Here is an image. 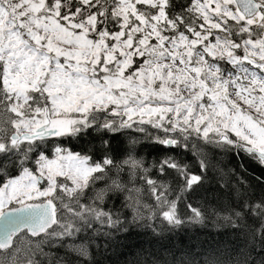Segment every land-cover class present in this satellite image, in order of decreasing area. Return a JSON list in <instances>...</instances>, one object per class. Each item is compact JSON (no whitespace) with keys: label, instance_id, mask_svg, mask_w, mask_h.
I'll return each instance as SVG.
<instances>
[{"label":"snow or ice","instance_id":"6c2138e0","mask_svg":"<svg viewBox=\"0 0 264 264\" xmlns=\"http://www.w3.org/2000/svg\"><path fill=\"white\" fill-rule=\"evenodd\" d=\"M225 152L264 169V0H0V264L186 224L221 240L151 264H264V191Z\"/></svg>","mask_w":264,"mask_h":264},{"label":"trees","instance_id":"16d2710c","mask_svg":"<svg viewBox=\"0 0 264 264\" xmlns=\"http://www.w3.org/2000/svg\"><path fill=\"white\" fill-rule=\"evenodd\" d=\"M70 146L75 147V142H72ZM116 146L117 144L114 142V147ZM214 163L218 170H222L225 179L235 180L242 175L253 185L258 194L264 191V186L259 185L257 181V177L264 175V169H261L256 163L245 159L244 167L241 168L238 166V159L227 152L218 154ZM218 179V176H213L210 172L208 182L199 190L198 194L203 196L209 186H214ZM191 199L193 203L197 202L195 196ZM180 211L182 213L185 211L184 202L180 204ZM118 236L119 238L113 241L111 247L101 257L102 264H143L145 259H148L151 264L153 256L163 262L168 258L170 251L186 250L190 246L194 251H199L200 249L195 247L196 245L202 242L215 245L217 241L221 240V237L215 236L214 231L191 224L184 225L171 235L165 234L164 237L154 236L150 229L143 227L133 228L127 234H118Z\"/></svg>","mask_w":264,"mask_h":264}]
</instances>
